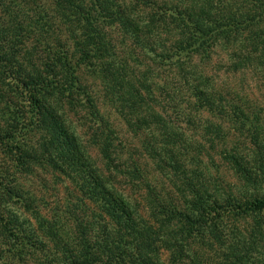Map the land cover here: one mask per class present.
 I'll list each match as a JSON object with an SVG mask.
<instances>
[{
	"label": "trees",
	"instance_id": "16d2710c",
	"mask_svg": "<svg viewBox=\"0 0 264 264\" xmlns=\"http://www.w3.org/2000/svg\"><path fill=\"white\" fill-rule=\"evenodd\" d=\"M4 1L0 0V83L28 100L17 104L0 94V146L8 154L18 153L17 163L28 170L39 165L71 177L100 213L94 224L79 221L76 236L67 241L56 223L35 210L31 213L36 227L13 211L6 218L0 210V264H165L163 250L170 254L171 264H185L193 248L209 250L219 264H264V193L239 198L212 191L203 146L195 149L187 134L155 109L148 76L152 70L135 71L128 59H135L137 66L140 60L132 51L120 58L109 34L120 27L143 49L144 57L156 63L173 64L179 56L177 67L185 81L193 77L186 71L189 56H208L215 46L230 52L236 68L259 64L264 69V0H164L157 7L152 0L129 5L126 0H53L52 12L38 1V8L31 9L34 16L24 8L21 15L14 13L27 0L12 7ZM148 10L159 12L148 15ZM22 17L29 19L24 23ZM56 25L71 37L72 53ZM161 31L173 39L171 47L166 48L158 35ZM81 67L103 82L106 96L127 126L143 136L144 151L172 170L185 193L191 194L185 196L183 210H166L150 224L114 197L113 186L108 187L105 180H109L84 154L76 129L68 124L66 109H84L92 143L108 164L112 162L116 132L82 85ZM201 89H192L201 108L217 109V101L228 103L221 94ZM232 116L240 125L244 121L251 125L250 117L237 107ZM25 119L29 123L24 126ZM205 130L214 136L209 142L223 139L220 127ZM253 143L255 153L245 155L239 149L224 158L256 186L264 183V142L257 135ZM255 163L257 173L251 169ZM0 200L16 201L28 209L33 203L28 192L5 177L0 181ZM249 219L252 222L245 227L228 223ZM204 256L203 252L194 256L191 264H203Z\"/></svg>",
	"mask_w": 264,
	"mask_h": 264
},
{
	"label": "rangeland",
	"instance_id": "374dc122",
	"mask_svg": "<svg viewBox=\"0 0 264 264\" xmlns=\"http://www.w3.org/2000/svg\"><path fill=\"white\" fill-rule=\"evenodd\" d=\"M38 1L48 12L54 7L53 0H27V5L22 0H5L4 4L12 7L15 5L14 3L17 5L23 3L24 6H20L14 13L21 15L24 8L25 12L27 10L30 12V16H34V11L31 9L38 8L36 6ZM134 1L126 0V3L129 5ZM152 1L156 7L161 6L164 2V0ZM156 10L146 12L151 15L154 12H159ZM0 12H3L2 5H0ZM29 17H22V22L25 23ZM60 27L63 33L61 38L67 44L69 52L72 53L74 48L71 37L64 32L62 25H56V29ZM139 29L141 27H138V34L142 35ZM110 33L117 44L116 50L120 58L126 57L128 52L132 51L134 58L140 60V65L137 66V61L129 56L128 61L135 71L152 70L148 76L153 83L152 95L155 98V109L177 130L182 129L189 137L187 139L194 144L195 149L199 145L203 146V160L209 164L210 174L213 177L210 183L212 191L224 197L231 193L239 198L258 192L264 193V183L255 186L246 182L241 177L242 175L237 173L224 158L225 154L233 153L239 149L245 155L255 153L257 149L253 139L257 138V135H260L261 141L264 142L263 67L256 64L236 68L233 65L235 60L233 57L231 58L230 52L226 51L224 47L215 46L210 50L208 56L201 54L189 56L190 64H186V71L192 73L193 77L189 78L190 81H185L182 78L183 71L181 72L177 67L179 56L174 57L173 61L177 62L173 64L156 63L148 57H144L143 49L124 34L120 27H113ZM158 35L166 41V48L174 44L171 36L166 33L161 31ZM28 45H32V43L29 42ZM156 51L161 52L160 49ZM78 74L82 85L91 94L101 116L110 123L116 132L115 153L112 155V162L108 164L100 148L92 143V131L89 123L86 122L88 121L85 119L87 112L84 109L81 107L78 111L66 109L68 124L76 129V135L80 139L84 154L91 158L92 163L101 170L103 177L105 176L110 181L105 180L109 184L108 187L112 188L113 186L114 197L128 205L133 210L131 212L136 213L138 218H143L150 224H155V220L159 218L158 215L166 210H183L185 207L184 198L185 196L191 198V194L188 191L185 193V187L183 188L181 181L176 179L172 170L163 166L161 162L153 159L144 151L141 143L143 136H136L133 130L127 126L106 96L103 82L85 67H81ZM7 80L9 82V79ZM194 86H200L201 90L211 95L219 93L228 103L217 101L219 104L217 109L201 108L192 90ZM0 94H4L9 101L15 103L17 101L25 103V100H28L20 97L17 90L1 83ZM235 107L243 110L250 117L251 125L245 121L240 125L237 121L231 120ZM27 123H29V119H25L24 126ZM211 125L221 128L223 139L214 138L212 143L209 142L214 136L208 135L205 128ZM18 156V153L8 154L0 146V177L13 179L14 183L19 184L24 191L31 195L33 203L28 209L16 201L5 204L0 200V210L4 217L7 218L8 211H13L20 217V220L27 219L36 227L37 222L31 213V210H35L45 219L56 223L62 237L67 241H71L76 236L75 231L79 221L94 224L98 220L97 214L100 211L97 206L83 195L71 177L64 176L50 167L39 165H32L28 170L27 167H22L17 163ZM253 156L255 157L254 154ZM155 163H158L160 167L157 165L158 168ZM250 163L253 164L254 160H251ZM134 168H138V171ZM251 169L257 173L259 170L257 163ZM175 186H179L180 189ZM251 222L249 219L238 223H228L245 227ZM202 250L193 248L185 260V264H191L194 256H200L202 252L205 254L203 258H200L203 264L220 263L215 254L204 248ZM162 252L165 264H171L170 254L165 250Z\"/></svg>",
	"mask_w": 264,
	"mask_h": 264
}]
</instances>
